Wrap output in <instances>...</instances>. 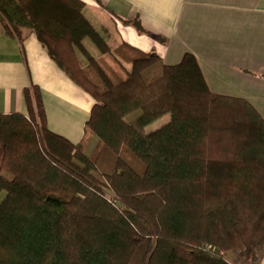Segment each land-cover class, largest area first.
<instances>
[{
  "label": "trees",
  "instance_id": "obj_1",
  "mask_svg": "<svg viewBox=\"0 0 264 264\" xmlns=\"http://www.w3.org/2000/svg\"><path fill=\"white\" fill-rule=\"evenodd\" d=\"M84 6L0 0L3 29L21 41L34 32L93 96L86 135L99 137L89 153L85 138L51 130L35 83L28 113H0V264H258L263 116L212 91L192 52L166 63L155 50L111 48Z\"/></svg>",
  "mask_w": 264,
  "mask_h": 264
},
{
  "label": "crops",
  "instance_id": "obj_2",
  "mask_svg": "<svg viewBox=\"0 0 264 264\" xmlns=\"http://www.w3.org/2000/svg\"><path fill=\"white\" fill-rule=\"evenodd\" d=\"M84 1V10H93L101 23H113L114 32L98 26L111 48L128 43L155 50L166 63L192 52L212 91L247 99L264 118V0ZM137 18L143 31L130 22ZM31 83L41 89L49 128L74 143L83 140L93 96L34 32L21 41L0 24V113H28L24 88ZM258 264H264V249Z\"/></svg>",
  "mask_w": 264,
  "mask_h": 264
},
{
  "label": "rangeland",
  "instance_id": "obj_3",
  "mask_svg": "<svg viewBox=\"0 0 264 264\" xmlns=\"http://www.w3.org/2000/svg\"><path fill=\"white\" fill-rule=\"evenodd\" d=\"M85 13L100 28L104 27V30H108L109 32H114V28H113V23L112 22H106L107 24L101 23L99 16H97V14L91 9H88V8L86 9L85 8ZM124 64H126V63H124ZM126 65H128L130 67V64H126ZM117 67H118L120 73L122 71L126 72L125 68L122 67L121 64H120V66L118 65ZM140 112H141L140 109L134 110V111L130 112L129 114H127L126 119L127 120L134 119ZM168 119H169V114H166V115L160 117L159 119H157V120L153 121L152 123H150L147 126V130H152V129L156 128V127H159L162 123H164ZM98 143H99V137L96 134H93V133H92L91 137H88V135H86V137L84 139L85 148H86V146L88 147L86 149L88 150L89 153L93 152L96 149Z\"/></svg>",
  "mask_w": 264,
  "mask_h": 264
}]
</instances>
